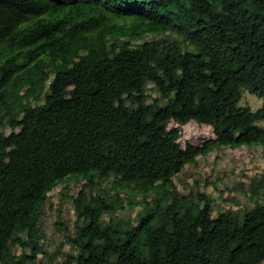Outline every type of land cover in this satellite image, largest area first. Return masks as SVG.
Masks as SVG:
<instances>
[{
    "label": "trees",
    "instance_id": "1",
    "mask_svg": "<svg viewBox=\"0 0 264 264\" xmlns=\"http://www.w3.org/2000/svg\"><path fill=\"white\" fill-rule=\"evenodd\" d=\"M242 88L257 109L238 105ZM191 120L213 137L182 146ZM253 145L264 148V0H0V264L42 252V208L70 177L83 185L58 264H262L263 178L250 208L215 215L172 183L213 148ZM109 178L114 200L87 191ZM128 184L134 222L114 217L134 206Z\"/></svg>",
    "mask_w": 264,
    "mask_h": 264
},
{
    "label": "rangeland",
    "instance_id": "2",
    "mask_svg": "<svg viewBox=\"0 0 264 264\" xmlns=\"http://www.w3.org/2000/svg\"><path fill=\"white\" fill-rule=\"evenodd\" d=\"M160 34H144L145 40L157 38ZM168 38L177 37L174 34H165ZM183 50H191V46L180 43ZM146 93L152 98H158L159 94L153 85L148 82ZM261 100L241 89L240 106H248L251 110L257 109ZM174 125L169 123V127ZM260 125H263L260 123ZM210 126L198 124L193 120L181 126L179 143L184 146L186 143L200 144L206 139L212 138ZM264 179V148L260 145L249 147L220 146L213 148L205 155H199L194 164H186L181 171L172 177L174 189L182 195H195L202 193L208 196L212 202L213 213L223 209H248L253 205L249 196L251 180ZM111 178L97 182L87 191L92 194L105 196L108 199L115 198L114 190L111 189ZM83 181L75 178H67L63 185L58 186L50 195L42 208L41 217L37 223V236L42 252L36 258L26 264H58L62 256L58 255L51 260L54 252H66L69 249L65 243L64 234L72 230V223L75 219L72 198L81 189ZM123 200L131 201L134 206L119 210L114 217L135 221L136 213L141 209L139 205L141 197L137 195L132 185L128 184L120 192ZM106 220V216H104ZM37 239V238H36ZM29 255V250H23ZM14 254L19 255L22 249L19 246L14 248ZM264 264V263H262Z\"/></svg>",
    "mask_w": 264,
    "mask_h": 264
}]
</instances>
